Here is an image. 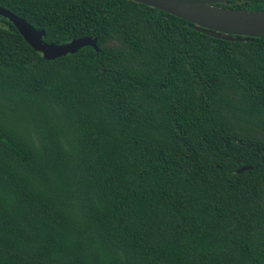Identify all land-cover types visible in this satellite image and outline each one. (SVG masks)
<instances>
[{"label": "trees", "instance_id": "trees-1", "mask_svg": "<svg viewBox=\"0 0 264 264\" xmlns=\"http://www.w3.org/2000/svg\"><path fill=\"white\" fill-rule=\"evenodd\" d=\"M0 7L97 48L45 61L0 17V264H264V39L128 0Z\"/></svg>", "mask_w": 264, "mask_h": 264}, {"label": "water", "instance_id": "water-1", "mask_svg": "<svg viewBox=\"0 0 264 264\" xmlns=\"http://www.w3.org/2000/svg\"><path fill=\"white\" fill-rule=\"evenodd\" d=\"M139 3L185 21L193 30L225 41L240 38L264 39V11H243L224 8L232 0H128ZM0 17L6 19L23 41L45 61L76 53L83 47L97 51L95 39L79 37L62 44L43 42L44 33L35 30L21 18L0 7ZM241 167L236 173L249 170Z\"/></svg>", "mask_w": 264, "mask_h": 264}]
</instances>
